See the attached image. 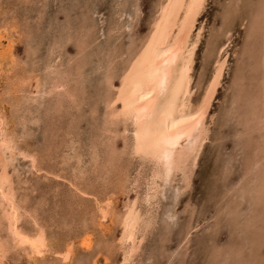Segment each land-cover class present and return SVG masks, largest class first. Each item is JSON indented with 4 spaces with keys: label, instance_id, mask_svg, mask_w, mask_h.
Wrapping results in <instances>:
<instances>
[{
    "label": "rangeland",
    "instance_id": "1",
    "mask_svg": "<svg viewBox=\"0 0 264 264\" xmlns=\"http://www.w3.org/2000/svg\"><path fill=\"white\" fill-rule=\"evenodd\" d=\"M115 1L116 0H0V25H6L10 30L11 27H9V25L14 23V25L16 26V30L14 32H11L14 39L12 53L17 58L25 61L24 66L18 64V67H14V70L18 68L17 70L22 71V68L24 67L31 68L32 75L37 77L42 75V70L44 69L45 65L50 62L49 60L55 63L61 61L60 64H56H58L59 68L61 69H71L70 72L72 76H70L71 78L73 77V80L70 77H67L68 87L64 88H71L70 90H72L74 87L75 89L78 88V93H75L74 99L69 98L66 95H61L63 99L58 96L60 100L58 101V103L54 102L51 105L53 110L50 111V109L52 108L50 107V109L48 110L45 109L47 107L45 104L51 103L53 101V98L55 96L51 100L50 96H52V94H47L48 97L45 94L43 97H37L35 100L21 101L23 100L21 97L22 93H28L29 89H32V91L34 89V87L32 86L34 83V79H31L33 83L22 85L24 90L20 92V95L17 98L19 101H14L13 97L11 98L12 102L9 104V102L7 103L5 101L7 97L9 98V96L5 94V91L8 90L7 79L10 78L4 77L3 72H0V96L3 97L1 106L4 112H6L7 116H9L8 120H10V122L8 121V127H12V131H15L14 134L16 135V137H19L17 139L19 142V146H28L32 150V153H37L36 170L31 167L29 160L26 157L24 158L20 155H17L13 161L11 167L14 168V170L12 171L11 177L13 179L15 188L18 190L17 194L26 195V201L22 202L23 206H26L25 208L31 210L30 213L34 215L33 217H37L40 223L45 225L49 237L54 241L53 243L59 245L58 249L63 248L64 240L71 237L73 238V236H77L76 238L78 239L79 235L84 230H89V232L92 233L93 237L97 240L95 245L93 246L94 250L92 249L93 255L94 253L98 252L97 254L101 260H103V258L106 256L109 262L107 264H120L121 249L115 246L117 242L113 240L114 237H116V233L118 232V225H116L117 223L110 224L108 226V230H102L101 228H99L97 222L100 221V219L97 213L94 197H97L98 199H105L109 195H114L118 199L116 204L118 208L121 209L122 203L124 202V200H126L124 199L126 195L117 192V189H121V187H119V184L117 183L119 181H122L117 179V175L119 173H115V176L114 174L103 172L105 168L109 167L105 165V159H110L109 154L106 156L108 150L103 149V146H99V160H97V164H93L94 159L91 157L88 151L90 150V147L94 143H96L95 138L100 141L103 135L108 134L106 132L104 134L101 133L103 127V121L101 119L103 104L99 99H103L104 96L102 95V93L105 90V72L101 64L104 65V61L105 59H107L106 55L109 54L108 52L110 49L115 51L116 53L121 50L126 51V46L130 44L129 41L134 39L136 40V42H138L137 39H140L149 29L150 21L154 14L156 3L158 2V0H117V3ZM240 1L207 0L205 8L198 18L199 24H203V31L201 41L195 51L192 67V76L196 81L195 85L196 83H198L199 79V81H201L200 86L196 91V96H199L202 86H204L210 76L213 57L216 51V45L222 42V35L224 30L228 27L231 29V36L230 40L228 41L229 44L227 46V50L224 53L225 58H227V64L222 75L221 85H219L218 87L216 96L211 103L210 111L206 118L208 138L199 155L198 163L193 170L190 180L191 185L187 187L188 189L186 188L183 190V192L179 193L175 192L176 190L173 187L178 186L182 183L180 180V175L177 173L176 175H174L172 180V182L174 183L171 182V186H169V184H166L169 187H167L166 185L163 186L160 195L157 197V200L155 199L154 201H152L150 207L147 208L151 210L153 216H155V221L153 225L149 227L148 232L141 243L138 254L133 259L134 264H264V234H262L264 233V210H261V208L264 209V192L263 194L256 193L257 189H259L261 186L262 189L264 188V169L259 170L258 168V172H255L257 171V169L254 171L255 174L254 172L253 174L250 173L253 177H251V175L245 174V168L247 165H249L248 163L250 162V160L248 161L247 159H254L252 157L254 154H256L254 147L262 146V143H259V140L261 139L260 136H258L259 130H253L252 132H249L247 131V128L248 126H251V124H254L255 120L257 121L255 115L263 114L264 112V86L261 82L262 77L264 79V14L262 16L261 13H256L257 6H264V0ZM249 1L250 3H247ZM130 2H132V4ZM118 3L121 4V6H118ZM134 6H137L136 12L134 10ZM116 15L118 16V18H116ZM120 16L123 20H119L121 19ZM5 18L7 19V21ZM121 22L123 24H121ZM127 23L129 27H127ZM89 24L92 28L90 30L91 33L88 31V29L86 30V27H89ZM125 24L127 28L124 27ZM250 24L253 25L250 26ZM120 27L123 29H120ZM68 30L71 33V37L67 40L65 39L64 35ZM78 31L83 32L82 34L87 41H85L86 43H83L84 47L78 44V42L81 40V37L78 38L76 35L78 34ZM120 33L122 34L120 35ZM61 40H64L65 42L63 41L64 43H62ZM254 51L255 54H253ZM118 53L112 54V57L118 56V59L116 58L114 65L119 70V65H121L120 63L123 62L122 60H124L126 54L120 56L118 55ZM82 56L85 57V59L82 58ZM67 59L68 62H66ZM81 62L83 63V65H81ZM242 62L245 65H243ZM6 64L7 65L5 66V68L9 65L8 60ZM62 64L64 65L62 66ZM98 65L100 67H98ZM34 66L36 68H34ZM81 66H84L83 70ZM117 68H115L114 70L116 71ZM34 69H37V71H33ZM101 70L103 73L101 72ZM34 72L36 73V75ZM244 73H246L245 76ZM247 76L248 78H246ZM4 78L6 79V81ZM11 80L14 79L11 78ZM75 80H78L79 82H74ZM16 95H18V93H16ZM43 101L45 103H43ZM21 104H23L24 106ZM62 104H64L63 107ZM55 106L57 109L55 108ZM92 107H95L96 110L93 111ZM72 116L74 117L71 118ZM75 118H78V121H75ZM251 118L252 121L250 120ZM48 122H51L50 125H48ZM50 126L51 128H49ZM53 127L56 130H54ZM119 128H121L120 125L117 127V129ZM20 130L23 131V133ZM53 131H55L56 133ZM219 131L221 135L219 134ZM235 131H237V133ZM72 134L73 136H71ZM46 135L48 138L46 137ZM111 135H113V133H111ZM235 135L240 138L236 137L238 139L237 140L235 138ZM78 136L81 139H79ZM120 137L121 136L119 135L118 137L116 136L114 143L118 150L121 149L120 147H122L123 144L122 138ZM243 137L245 138L246 143H244L245 140H243ZM234 138L235 140H233ZM240 142L242 143V147ZM218 143H223V145L219 146ZM101 144L102 143H100V145ZM95 146L98 145L96 144ZM237 147L242 149L238 151ZM243 150L247 153H245ZM68 151L70 152V154ZM232 151L234 153H232ZM124 152L126 153V151ZM241 152L243 155L241 154ZM249 152L252 153V156H250L251 154ZM125 153L122 152V157L120 158L119 162L123 165V163L126 161L124 163V166L128 165L127 167L129 169L127 167L126 168L128 170L125 169L127 172V180L125 184L130 187V183L133 182L135 178L138 177V182L142 181L143 177H140L148 172L147 168L150 163L144 161L142 162V164L140 159L136 157V155H132L129 151H127L126 154ZM58 154L60 157L57 156ZM216 154H218L219 157ZM245 154H247V157ZM127 156L130 158H127ZM50 158L52 163L50 162ZM227 158L228 160H231H229L228 164H231V162H233L231 165H229V168L226 167L228 166V164H226V162L228 161L226 160ZM133 159L134 161H132ZM237 159L239 162L237 161ZM57 160L62 165H60ZM262 162H264V159L262 160ZM72 163L75 164L72 165ZM99 163H101L100 165L104 164V169L101 168L102 166H100ZM78 164H80L81 166H79ZM221 165L224 166L223 168L226 167V170H224ZM28 167H31L32 169L30 168V170L28 169ZM99 168L102 169L100 173ZM227 169H231V171H228ZM66 170L69 171L67 172ZM111 170L112 169H110V171ZM93 172H95L96 174H94ZM140 172L142 175L140 174ZM214 174H216L217 176ZM227 174H230V176H228ZM240 174H243V176H241ZM131 175H133L134 177ZM123 177L125 178V174L123 175ZM175 177L178 179H176ZM223 177H225V183L221 181V178L223 179ZM111 178L115 179L117 183L114 180L111 181ZM240 178L242 182L241 184L239 183ZM246 179H249V184L246 186V190L241 191L240 188H242L243 183L246 182ZM175 180L177 182H175ZM232 181L234 182L232 183ZM66 182L69 184H67ZM237 184L239 186H237ZM58 185L59 187H57ZM145 187L146 185H144V188L141 185L139 189L141 188L140 190L142 191V189L144 190ZM232 187L233 189H231ZM165 188L167 189L165 190ZM172 188L174 190H172ZM224 188H227V191H225ZM250 190H254V198L250 197ZM167 191L171 193L173 197ZM239 192H243L241 196L238 194ZM180 193L182 194L180 195ZM166 194L168 197L166 196ZM245 195H249V197L247 198L245 197ZM207 198L211 201L207 202ZM225 200L227 204L223 203L225 202ZM247 200L248 202H246ZM250 200L252 201L251 205H254V207L250 205ZM229 201H231L230 204ZM255 202L259 204H257L259 208H257ZM237 203L239 205H242L239 207ZM155 204H157V206ZM234 205H236V207ZM143 208H145V206ZM162 209L165 211H163ZM171 210L175 211V220L165 218L167 216V213ZM231 213L233 215H231ZM243 217L247 221H245ZM83 221H88L87 226H83ZM187 223L192 226V229L189 234L188 240L182 241V237L188 226ZM21 224L31 228V218L26 215V217L21 220ZM231 224L234 227H231ZM165 225L168 226L165 227ZM246 226L249 227L247 228ZM231 236L232 238H230ZM111 241L115 242L110 245ZM178 242L179 244H177ZM243 242L247 245H244ZM257 242H259L260 244L256 245ZM256 246H258L259 248ZM242 248H245V250ZM172 249L175 250L173 251ZM20 250L17 249L16 252L14 251L9 253L7 255L6 264H39L38 262H34L33 260H31L30 258L28 259V257L24 255L25 252ZM99 250L101 251L99 252ZM111 250H113V252ZM107 251H111L109 255ZM83 254L86 255V257H81L84 256ZM89 254L82 252V249L79 248L74 253L75 258L74 260L71 259L70 264H76L77 260H83V262L81 261L78 264H90L92 259ZM88 255L89 258H87ZM46 256V260L49 259V264H55V262L57 263V261H52L54 257L50 253L49 255L46 254ZM57 264L60 263L58 262Z\"/></svg>",
    "mask_w": 264,
    "mask_h": 264
},
{
    "label": "bare ground",
    "instance_id": "2",
    "mask_svg": "<svg viewBox=\"0 0 264 264\" xmlns=\"http://www.w3.org/2000/svg\"><path fill=\"white\" fill-rule=\"evenodd\" d=\"M115 2L117 3V0ZM206 2H207V0H158V2L156 3V6H155L156 8H155L154 14L152 16V19L150 21V26H149V29L147 30V32L140 39H137L138 42H136V40H134V39L129 41L130 44L128 46H126V51H123L120 49L121 51H118L119 53L117 52L118 55H120V56H122L123 54H126V57H124V60H122L123 62L120 63L121 65H119L120 66L119 70L114 65L115 64L114 62L116 61V58L118 56L112 57V54H117V53L111 49L110 50L112 53L109 50V52H108L109 54L106 55L107 59L104 58L105 59L104 65L101 64V66L104 68V72H105L104 73L105 90L102 93V95L104 97H103V99H101V98L99 99V100H101V102L103 104L102 118H101L103 121V123H102L103 127L101 130V133L104 134L106 132L108 134L103 135V137L100 139V141H98V139L95 138L96 143H94L90 147V150H88V151H89L91 157L94 159L93 164L94 163L97 164L96 162H97V160H99V158H98L99 146L100 147L103 146L102 147L103 149H107L108 151L107 150L106 151L108 153L106 152L107 154L106 153L105 154H106V156L109 154L110 159L106 158V157H104V158H106L105 159V163H106L105 165L109 166V167L104 169V167H105L104 164L100 165L101 163H99V165L102 166L101 168L104 169V171H103L104 173L114 174V175H115V173H119L117 175V179L122 180V181H119L117 183L115 181V179H113L114 177L111 178V181L114 180L117 184H119V187H121V189L119 188L120 190L117 189V192H120V194L122 193V194L126 195V197L124 198L126 200L123 199L124 202L122 203L121 209L118 208V206L116 204L118 199L114 195H109L105 199L104 198L98 199L97 197H94V201L96 203V208H97V213H98V216L100 219V221L97 222L99 228H101L102 230H106V229L108 230V226L110 224H116L117 223L116 225H118V232L116 233V237H114L113 240H115L117 242L115 246H117L121 249V251L119 250L121 253L120 264H134L133 259L138 254L141 243L144 240L145 235L147 234L149 227H151L155 221L154 220L155 216H153L151 210H149L147 208L150 207V204L152 203V201H154L155 199L157 200V197L160 195V193L162 191L161 190L162 187L165 186L166 184H169V186H171V182L173 180V177L177 173L180 175V180L182 183L178 186H175V187L172 186L173 188H175V190H176L175 192H178V193L183 192L184 189H186L189 185H191L190 180H191L193 170L198 163L199 155H200V153H201V151H202V149H203V147L207 141V138H208V127L206 125V118H207V115L209 114L211 103L213 102V100L216 96V92L218 90V87H219V85H221L222 75L224 73L225 66L227 64L226 63L227 58H225L224 53L227 50V46L229 44L228 41L230 40L231 29L229 27L226 28L223 32V35H222L223 36L222 42L217 44L216 48L213 47L216 49V51H215V54L213 57V63H212V69L210 72V76H209L208 80L206 81V83L204 84V86H202L199 96H196V91L199 88L201 81H199L200 80L199 79L198 83H196V85H195L196 81L192 76V67H193V62H194L195 51H196V49H197V47L201 41L202 31H203V24L202 23L199 24L198 18L200 17L203 9L205 8ZM130 3L132 4V2H130ZM247 3H250V1ZM118 6H121V4H119ZM236 6H237V4H236ZM134 10H135V12L137 11V6H134ZM256 10H257L256 13L259 12L263 16L264 6H261V5L257 6ZM126 17H127V15H126ZM116 18H118L117 15H116ZM11 19H13V18H11ZM119 20H123L122 17ZM6 21H7V19H6ZM131 21H132V19H131ZM121 24H123V23L121 22ZM253 24H250V26H252ZM127 25H128V23H127ZM7 27L8 26H6V25H0V72H3L4 77L10 78V79H7L8 90L5 91V94H7V96H9V98L8 97H7L8 99L4 98L5 101L7 103L9 102V104H10L12 102L11 98L14 97L13 98L14 101L18 100L17 98L19 97L20 92L24 90L22 85L33 83L31 81V79H34V83L32 85L34 87V89H33V91H32V89H29L28 93H22L21 97L23 100H21V101L35 100L37 97H39V98L43 97L45 94L46 95L52 94V96H50L51 100L54 96H55L54 97L55 99L53 98V101L51 103L45 104L47 107L46 108L44 107L45 109L48 110V109H50L51 105L54 102L58 103V101L60 100L59 97H61V95L62 96L66 95L69 98L74 99L75 93L77 92L78 88L75 89V87H74L72 90H70L71 88L70 89L64 88V87H68L67 77L71 78L72 75L70 72L71 69L65 70V69L59 68V65L56 63L60 64L61 61L59 62L57 60L58 62L55 63V62H53V61L51 62V60H49L50 61L49 63L45 62L47 64L45 65L44 69L42 70L43 71L42 75L37 76V77L32 75V69L31 68L24 67V68H22V71L17 70L18 68L16 70H14V67L17 66L18 64L21 66H24L25 61L17 58L12 53V46H13L14 39H13V34L11 32H14L16 30V26L14 25V23H12L9 25V27H11L10 30ZM124 27H126V24L124 25ZM127 27H129V25ZM240 27H241V25H240ZM87 29L89 32L92 29L90 27V24H89V27H86V30ZM120 29H123V28L120 27ZM121 31H123V30H121ZM126 31H125V33H126ZM82 33L83 32L78 31L79 36H78V34H76V35L78 38L81 37V40L78 42V44L83 46V43H86L87 41L85 40L84 35ZM122 33H124V32H122ZM122 33H120V35ZM127 34H128V32H127ZM64 36H65V39H67V40L70 39L71 33L69 32V30L67 31V33ZM63 41L64 40H61L62 43L65 42V41L64 42ZM123 45H125V44H123ZM80 48H82V47H80ZM27 49H28V47H27ZM248 54H249V52H248ZM253 54H255V51ZM31 56H32V54H31ZM60 57H61V55H60ZM82 58L85 59V57H83V56H82ZM7 60H8L9 65L5 68V66L7 65L6 64ZM64 61H63V63H64ZM236 61H238V60H236ZM66 62H68V59ZM63 65L64 64H62V66ZM81 65H83L82 62H81ZM243 65H245V64L243 63ZM83 67H82V70H83ZM98 67H100V66L98 65ZM34 68H36V67L34 66ZM79 68H80V66H79ZM115 68H117V70H118V71L116 70L117 72L114 70ZM35 70L37 71V69H34L33 71H35ZM101 72H102V70H101ZM101 72H100V74H101ZM75 73H76V70H75ZM240 74H242V73H240ZM245 74L246 73H244V76H245ZM35 75H36V73H35ZM11 78H13L14 80H11ZM246 78H248V76ZM1 79H3V78H1ZM5 81H6V79H5ZM77 81L75 80L74 82H77ZM1 82H3V81H1ZM261 82L264 86L263 77H262ZM83 84H84V82H83ZM72 86H74V85H72ZM80 86H84V85H80ZM0 87H1V85H0ZM79 89H81V88H79ZM10 92H11V94H10ZM1 93H4V92H1ZM16 93H18V95H16ZM13 95H15V96H13ZM48 95H47V97H48ZM4 96H6V95H4ZM56 96H57V98H56ZM250 96H252V95H250ZM1 97L2 96H0V264H6L7 263V255L11 252H14V251L16 252L17 249H19V250L21 249L22 251H24L25 252L24 255H26L28 257V259L30 258L31 260H33L34 262H38L39 264H49L48 263L49 259L46 260V257H47L46 254L49 255V253L51 255H53V257H54V259L52 261H57V263L59 262L60 264H70L71 259L74 260V258H75L74 253L79 248L82 249V252H85L87 254L91 253V254H89L91 259H92L90 264H107V263H109L107 260L108 258H106V256L103 258V260H101L97 254L98 252L94 253V255H93L92 249L94 248L93 246L95 245L97 240L93 237V234L90 233L89 230H84L79 235L78 239L76 238L77 236H73V238L71 237V238L64 240L63 248L58 249L59 245H56L53 243L54 241L49 237L45 225L40 223V221L38 220L37 217H33L34 215L32 213H30L31 210H28L27 208H25L26 206L25 207L23 206L22 202L26 201L27 197H26V195L17 194L18 190L15 188V186L13 184V179L11 177V174H12V171L14 170V168H12L11 166L13 164L15 157L17 155H20L24 158L25 157L28 158L31 167L36 170L37 153L36 152H35L36 154L34 152L32 153V150L28 146L21 147L18 145L19 142L17 139L19 137L18 138L16 137V135L14 134L15 131H12V127L11 128L8 127V121L10 122V120H8L9 116H7L6 112H4V110L1 106V103H2L1 101L3 99V97L2 98ZM61 99H63V98L61 97ZM44 101H43V103H45ZM21 105H23V104H21ZM56 106H55V108H56ZM63 106H64V104H62V107ZM27 107H28V105H27ZM92 108L91 109L93 111L96 110L95 107H92ZM26 110H28V109H26ZM51 110H53V108L50 109V111ZM7 113H9V112H7ZM255 116H256L257 121L256 120H255V122L253 121L254 124H251V126H248L247 131L252 132L253 130L254 131L259 130L258 136H260V138H261L259 140L260 141L259 143H262V146L254 147L255 151H256V154H254L252 157L254 159H249V158L247 159L248 161L250 160V162L248 163L249 165H247L245 168V174H247V175L253 174V172L256 169H257V171H255V172H258V168H259V170L264 169V162H262V160L264 159V112H263V114H258ZM73 117L74 116H72L71 118H73ZM77 119L78 118H75V121ZM40 120H42V119H40ZM250 120L252 121V118ZM48 123H49L48 125H50L51 122H48ZM100 125H101V123H100ZM119 125L121 126V128H119L120 130L117 129V127ZM49 128H51V126ZM71 129H72V127H71ZM231 129H233V128H231ZM248 129H250V130H248ZM54 130H56V129L54 128ZM229 130H230V128H229ZM21 132L23 133V131H21ZM53 132H55V131H53ZM77 132H78V130H77ZM235 132L237 133V131H235ZM111 133H113V135H111ZM19 134H20V132H19ZM219 134H220V131H219ZM118 135L121 136L120 138H122V142H123V144H122L123 148L120 147L121 149H119V150L116 147V145H114L115 137L116 136L118 137ZM220 135H218V136H220ZM233 135H234V133H233ZM71 136H73V134ZM46 137H47V135H46ZM236 137H238V136L235 135V138ZM235 138L233 140H235ZM238 138H240V137H238ZM79 139H81V138L79 137ZM219 139H218V141H219ZM243 140H245V138ZM254 140H255V138H254ZM58 141H60V140H58ZM97 141H98V143H97ZM117 141H119V140H117ZM247 141H249V140H247ZM241 142H240V144L242 147L243 142L242 143ZM100 143H102V144L100 145ZM118 143H120V142H118ZM244 143H246V140ZM56 144H57V142H56ZM96 144L98 146H95ZM52 145H53V143H52ZM59 145H61V144H59ZM73 145H75V144H73ZM73 145H71V146H73ZM218 145L219 146L223 145V143L222 144L218 143ZM248 146H247V148H248ZM85 147H87V146H85ZM88 147H89V144H88ZM73 148H75V147H73ZM241 149L238 148V151ZM69 151H70V149H69ZM124 151H126V153H127V151H129L132 155H136V157H138L140 159L141 163L144 161H147L150 163V165L147 168V170H148L147 173L149 175L147 173L142 175L140 172V174L142 175L140 178L143 177L142 181L141 182L139 181L140 182L139 183L137 180V178H138L137 177L133 180V182L130 183L131 184L130 187H128V185L125 184L126 180H127V178H126L127 172L125 169L128 168L127 167L128 165L124 166V163L126 161L124 163L122 162L123 165L119 162L120 158L122 157V152L125 153ZM249 151H251V150H249ZM244 152L247 153L246 151H244ZM232 153H234V152L232 151ZM249 153L251 154L250 156H252V153L251 152H249ZM69 154H70V152H69ZM241 154H242V152H241ZM216 155L218 156V154H216ZM245 155L247 157V154H245ZM57 156H59V154ZM248 156H249V154H248ZM71 157H72V155H71ZM123 158H124V155H123ZM127 158H130V157L127 156ZM228 158H230V157H228ZM228 158L226 160H228ZM233 158H235V157H233ZM223 160H224V158H223ZM229 160L226 162V164H228ZM66 161H67V159H66ZM132 161H134V159ZM219 161H220V159H219ZM237 161H238V159H237ZM50 162H51V158H50ZM57 162L59 163L58 160H57ZM60 162H61V160H60ZM63 162H65V161H63ZM78 163H79V161H78ZM223 163H225V162H223ZM232 163L233 162H231V164ZM59 164L62 165L61 163H59ZM74 164L72 163V165H74ZM231 164H228V166H226V167L229 168V165H231ZM78 165L81 166L80 164H78ZM223 167L224 166H222V168ZM30 168L28 167V169H30ZM71 168H73V167H71ZM101 168H99L100 171L98 169L99 173L102 170ZM142 168H143V165H142ZM225 168H223V169L226 170ZM62 169H63V167H62ZM64 169H65V167H64ZM84 169H85V167H84ZM110 169H112V170L110 171ZM231 169H229V170L231 171ZM86 170H87V168H86ZM221 171H219V172H221ZM129 172H130V170H129ZM255 172H254V174H255ZM14 173H16V172H14ZM93 173L96 174L95 172H93ZM123 173L125 174V178L123 177V175H124ZM216 174H214V175H216ZM133 175H131V176H133ZM224 175H222V176H224ZM227 175L230 176V174H227ZM231 175H233V174H231ZM247 175H246V178H247ZM241 176H243V174ZM251 177H253V176L251 175ZM140 178H139V180H140ZM224 178L225 177H223V179L221 178V181H223V183H225ZM176 179H178V178H176ZM217 181H219V180H217ZM239 181H240L239 183L241 184L242 183L241 178ZM245 181L246 182L243 183L242 188H240L241 191L246 190V186L249 184V179H246ZM175 182H177V181L175 180ZM233 182L234 181H232V183ZM107 183H108V181H107ZM112 183H114V182H112ZM172 183H174V182H172ZM67 184H69V183H67ZM238 184H237V186L240 185V184L239 185ZM141 185L143 186V188H144V185H146L145 189L144 190L142 189V191L140 190L141 188L139 189V187H141ZM169 186H167V187H169ZM57 187H59V185ZM221 187H223V186H221ZM229 187H231V186H229ZM173 188H172V190H174ZM166 189L167 188H165V190ZM224 189H225V191H227V188H224ZM231 189H233V187ZM263 189L261 186L259 189H257L256 193L257 194H263V192H264ZM168 191H169V189H168ZM250 192H251L250 197L254 198V190L253 191L250 190ZM242 193L243 192H239L238 194L241 196ZM169 194L171 195V193H169ZM181 194L182 193H180V195ZM210 194H211V192H210ZM246 194H247V192H246ZM173 195H174V193H173ZM229 195H231V194H229ZM166 196H167V194H166ZM177 197H179V196H177ZM245 197L248 198L249 195H245ZM226 198H227V194H226ZM207 200H208V198H207ZM209 201H211V200H208L207 202H209ZM230 202L231 201H229V204H230ZM246 202H248V200ZM223 203H226V200ZM255 203H256V205L258 204L257 202H255ZM251 204H252V201L250 200V205ZM155 205L157 206V204H155ZM241 205L238 204L239 207ZM258 205H257V208H259ZM144 206H145V208H143ZM234 206L236 207V205H234ZM234 206H232V207H234ZM230 207H231V205H230ZM252 207H254V205ZM217 210H219V209H217ZM261 210H264V209L261 208ZM163 211H165V210H163ZM173 211L174 210L169 211L165 218L175 220V211L174 212ZM239 213H241V212H239ZM26 215L31 218V221H32V227L31 228L26 227L23 224H21V220L23 218H25ZM226 215H228V214H226ZM231 215H233V214L231 213ZM178 217H179V215H178ZM227 219H229V218H227ZM243 219H244V217H243ZM168 221H170V220H168ZM245 221H247V220H245ZM87 224H88V221H83V226L84 225L87 226ZM218 224H219V220H218ZM233 225H234V223H233ZM233 225L231 224V227ZM245 225H246V223H245ZM167 226L165 225V227H167ZM206 228H207V226H206ZM210 228H212V227H210ZM218 228H219V226H218ZM191 229H192V226H190L188 224L186 231L184 232V235L182 234L183 237L181 236L182 241L188 240ZM204 229H205V227H204ZM230 230H231V228H230ZM229 234H230V232H229ZM235 234H236V232H235ZM259 234H260V232H259ZM262 234H264V233H262ZM263 236H261V237H263ZM254 237H255V235H254ZM230 238H232V236ZM209 239H211V238H209ZM189 240H190V238H189ZM245 240H247V239H245ZM114 242L111 241L110 245H112ZM177 244H179V242ZM182 244H184V243H182ZM243 244H244V242H243ZM257 244L259 245L260 243L257 242L256 245ZM252 247H253V243H252ZM256 247H258V246H256ZM179 249H181V248H179ZM242 249L245 250V248H242ZM100 251L101 250H99V252ZM111 251L113 252V250H111ZM110 252L107 251L108 255ZM116 252H117V249H116ZM77 255H78V252H77ZM89 255L87 256V258H89ZM81 257H86V255L81 256ZM168 257H169V255H168ZM175 257H176V255H175ZM77 259H79V258H77ZM214 259H215V257H214ZM81 261L83 262V260H81ZM81 261L77 260L76 264H78ZM165 261H164V263H165ZM28 262H29V260H28ZM49 262H51V261H49ZM57 263L55 262V264H57ZM80 264H82V263H80Z\"/></svg>",
    "mask_w": 264,
    "mask_h": 264
}]
</instances>
